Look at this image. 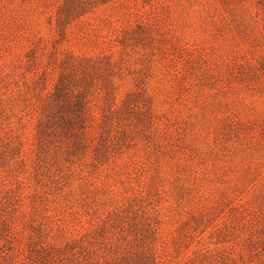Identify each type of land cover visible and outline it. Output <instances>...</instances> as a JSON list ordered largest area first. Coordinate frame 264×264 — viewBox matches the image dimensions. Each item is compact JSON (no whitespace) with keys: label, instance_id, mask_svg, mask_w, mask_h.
<instances>
[{"label":"rangeland","instance_id":"obj_1","mask_svg":"<svg viewBox=\"0 0 264 264\" xmlns=\"http://www.w3.org/2000/svg\"><path fill=\"white\" fill-rule=\"evenodd\" d=\"M0 264H264V0H0Z\"/></svg>","mask_w":264,"mask_h":264}]
</instances>
